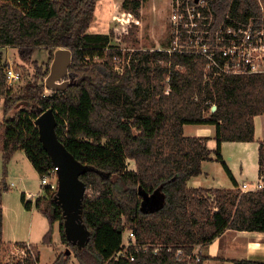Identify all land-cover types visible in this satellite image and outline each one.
Returning <instances> with one entry per match:
<instances>
[{
	"label": "trees",
	"instance_id": "16d2710c",
	"mask_svg": "<svg viewBox=\"0 0 264 264\" xmlns=\"http://www.w3.org/2000/svg\"><path fill=\"white\" fill-rule=\"evenodd\" d=\"M99 1L0 0V48H17L21 59L36 69L33 79L15 90L6 79L8 63L0 52L4 115L18 108L13 118L0 123V264H40L38 246L4 241L3 196L11 190L7 168L17 151L25 152L39 176L55 168L36 125L50 109L59 140L79 162L93 168L80 177L93 195L85 194L83 201L82 220L90 241L80 249L66 237L57 192L43 188L46 197H39L35 207L43 200L48 206L43 212L50 223L45 245H52L59 221L62 239L74 247L80 264H177V247L190 252L229 229L264 233V187L243 192L222 157L225 142L255 141L254 119L264 115V73L215 76L206 71L204 58L192 54L121 50L112 41L137 43L139 25L134 22L141 19L146 0H125L121 9L134 20L109 34H91L88 28ZM232 5L242 18L259 14L256 0H218L213 6L216 19L221 21ZM39 49L49 52L45 70L32 61ZM59 49L72 52V83L47 95L43 81ZM114 57L127 62L122 74L115 70ZM185 125L214 126L216 149H209L207 137L185 136ZM212 153L234 189L188 186L202 174V164ZM129 161L135 162V169L129 168ZM259 176L264 184V140L259 142ZM142 192L151 198L148 205ZM21 200L32 209L25 193ZM124 223L135 231L139 244L173 249L163 248L158 255L152 248L132 251L133 261L114 260ZM54 264H61L59 257Z\"/></svg>",
	"mask_w": 264,
	"mask_h": 264
},
{
	"label": "built area",
	"instance_id": "2783aa9c",
	"mask_svg": "<svg viewBox=\"0 0 264 264\" xmlns=\"http://www.w3.org/2000/svg\"><path fill=\"white\" fill-rule=\"evenodd\" d=\"M217 1L173 0L170 16L171 46L158 50H165L168 53H188L204 58L206 71L213 72L215 76L264 73V0H256L259 14L242 18L232 5L221 21L216 19L213 8ZM114 62L115 70L122 74L127 62L120 57H114ZM5 76L9 85L18 83L23 78L22 73L9 64L5 68ZM56 170L55 167L47 174L39 176L42 189L58 191ZM37 195L39 194L28 193L27 198L32 200ZM173 247L164 244H139L135 231L124 223L122 244L114 255V260L126 257L133 261L135 255L132 251H146L152 248L153 253L158 255L163 248L171 251ZM201 248V245H196L192 251L186 252L184 247H177L175 262L208 264Z\"/></svg>",
	"mask_w": 264,
	"mask_h": 264
},
{
	"label": "rangeland",
	"instance_id": "374dc122",
	"mask_svg": "<svg viewBox=\"0 0 264 264\" xmlns=\"http://www.w3.org/2000/svg\"><path fill=\"white\" fill-rule=\"evenodd\" d=\"M172 1L173 0L144 1L142 5L144 13H141L142 17L139 22L137 21V24L139 25L136 35L137 43L134 45L131 42H118L117 40H113V43H120L121 48L126 50V52L133 50H158L170 48V16L172 13ZM100 11L101 9L96 10L97 22L94 24V27L92 26L91 33H105L108 30V23L111 20V14H113V12L114 16H116V26H124L131 20L129 16L123 14L122 10L119 8L118 2H113L112 8H110V5L107 3L104 6L103 11H101V13ZM11 49L12 50L6 49L5 52H3L4 49H1L0 52L2 53L4 62H7L17 71L22 73V80L12 85L15 90H18L24 86L26 81L33 79L36 69L33 63H25L21 59L17 48L13 47ZM32 61L38 63V66L45 70L46 64L49 62V52L46 49L37 50ZM43 82L45 84V80ZM52 92L53 91L46 89L45 94L49 95ZM17 110L18 108L12 111L8 116H5L4 100L3 97L0 96V123L3 122L5 117L13 118ZM257 124L258 134H260L259 129H263L262 118L257 120ZM231 146L233 145L226 147V152L229 154H239L242 152V150L235 149ZM208 147L209 149H215L216 143H209ZM12 158L13 159H11L7 168L9 173L8 182L11 190L7 192V201L5 202L6 213L4 214L3 212V228L5 227L3 233H5V240L8 239L9 241L10 239L13 242H28L29 244L38 246L41 252L40 264H54L55 256L56 259L58 257L60 258L61 264H80L75 256L74 247L64 242L62 239V228L59 221H57V225L55 224L52 245H45L43 243L44 236L50 230V223L47 217L43 214V212L48 210V206L45 200L42 201L39 209L35 207V203L39 197H46L45 190L42 189L40 177L37 175L36 170L24 151L17 152ZM128 166L130 169H135L136 167L134 161H129ZM220 169L222 170L221 166ZM214 171L217 173L215 167ZM2 173L3 159L1 160L0 158V176ZM216 180L218 183L217 185H219L218 187H224L222 182L223 179L219 175ZM12 183H14V186H11ZM26 189L39 194L32 200L28 199L27 195H25L27 201L33 202V207H35L33 211H27L22 204L21 196ZM86 195H93V190L88 189Z\"/></svg>",
	"mask_w": 264,
	"mask_h": 264
},
{
	"label": "crops",
	"instance_id": "0c3cea01",
	"mask_svg": "<svg viewBox=\"0 0 264 264\" xmlns=\"http://www.w3.org/2000/svg\"><path fill=\"white\" fill-rule=\"evenodd\" d=\"M125 0H100L97 3L96 10L101 9L103 11L104 6L108 3L110 8L113 7V2H118L119 8L121 9L122 3ZM122 10V9H121ZM100 11V13H101ZM112 11V10H111ZM123 14L132 17L131 14H128L122 10ZM112 13V12H111ZM141 13H144L142 8ZM95 12V17H96ZM114 12L111 14V20L108 23V30L105 33H91L92 26L97 22V17L94 18V21L90 24L88 28V33L91 34H109L113 29H116L119 26H116L115 23ZM130 20V21H133ZM139 22V20H138ZM135 20V23H138ZM122 24V23H121ZM113 45L121 47L120 43ZM13 47H2L5 52L6 49H10ZM167 49V48H165ZM157 50V49H156ZM262 118V128L259 129L260 134H258V124L257 120ZM255 123V141L254 142H225L222 144V157L226 164L228 165L229 169L231 170L237 184L238 188L241 189L243 192L248 191H258L264 187L263 182L260 180L259 176V142L264 140V115L256 116L254 119ZM215 127L210 125H185L184 126V134L188 137H200V138H209V143H216L215 140ZM229 145H233L231 147L235 149L242 150L239 154H229L226 152V147ZM216 149V148H215ZM214 148L210 150H215ZM23 151V150H19ZM17 151V152H19ZM17 152L15 154H17ZM0 158L2 160V153L0 152ZM13 159V158H12ZM222 167V170L220 169ZM214 167L217 170L214 171ZM224 172V174H223ZM37 175L39 176L38 172L36 171ZM220 176L223 179V186L218 187L217 185V176ZM225 175V176H224ZM3 173L1 174L0 178H2ZM226 177V178H225ZM9 179V173L7 176V182ZM227 179V180H226ZM9 183V182H8ZM14 186V183L11 184ZM188 186L190 188H217V189H234L235 185L232 180L228 177L223 165L215 159V155L212 153L211 160L204 161L202 164V174L192 178L188 182ZM246 186V187H244ZM25 195L28 193H33L32 191H28L27 189L23 192ZM36 194V193H34ZM7 193L3 196V212L6 213V204L7 201ZM23 204V203H22ZM24 206V204H23ZM35 207H32L31 210L33 211ZM57 225V224H56ZM5 231V227L3 228ZM5 233H3L4 241L6 242H13L12 240L6 239L5 240ZM28 243V242H27ZM32 243V242H31ZM29 244V243H28ZM201 252L204 255L205 259L207 260L208 264H234L235 261L238 260H248L254 262H261L264 263V233L257 232V231H237L233 229L226 230L221 236L216 238L212 243L207 246H203L201 248ZM56 260V256H55ZM54 260V261H55Z\"/></svg>",
	"mask_w": 264,
	"mask_h": 264
},
{
	"label": "water",
	"instance_id": "95a60500",
	"mask_svg": "<svg viewBox=\"0 0 264 264\" xmlns=\"http://www.w3.org/2000/svg\"><path fill=\"white\" fill-rule=\"evenodd\" d=\"M71 64L72 52L69 49L57 50L54 53L50 73L45 79V88L53 92L67 90L72 83L69 70ZM216 108L213 106L212 111H215ZM36 125L43 146L57 168L58 191L56 200L63 209L66 237L81 249L90 241V231L82 220L83 201L87 186L80 177L93 168L79 162L59 140L56 133L57 119L52 109L41 114L36 120ZM142 195L145 199V205H148L151 198L143 192Z\"/></svg>",
	"mask_w": 264,
	"mask_h": 264
}]
</instances>
